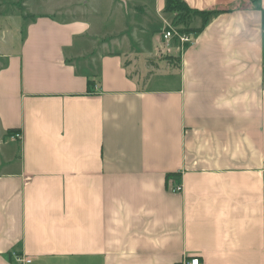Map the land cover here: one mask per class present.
Listing matches in <instances>:
<instances>
[{
	"label": "crops",
	"instance_id": "1",
	"mask_svg": "<svg viewBox=\"0 0 264 264\" xmlns=\"http://www.w3.org/2000/svg\"><path fill=\"white\" fill-rule=\"evenodd\" d=\"M120 1L0 33V264H264V0Z\"/></svg>",
	"mask_w": 264,
	"mask_h": 264
},
{
	"label": "rangeland",
	"instance_id": "2",
	"mask_svg": "<svg viewBox=\"0 0 264 264\" xmlns=\"http://www.w3.org/2000/svg\"><path fill=\"white\" fill-rule=\"evenodd\" d=\"M120 5H122L120 0H0V33H2V29L4 27H8L14 34H19L23 27L28 23H25L23 20V15L39 18L42 15L55 14L56 18L59 20H70L76 19V14H83L85 16L83 18H93L97 20L98 16L94 10L98 11L106 8V15L107 12L110 11L111 13L113 12L117 14L119 18H121ZM106 15V22L104 26L110 29L114 22L111 18H107L111 17L110 15L107 17ZM33 17L25 19L30 21ZM126 18L127 17L125 16L123 17V19ZM152 26L150 27V31L153 29L155 33H159L160 31L158 30H161L160 28L162 27V24L154 22ZM131 32L127 33L129 34V38H132ZM130 42L136 52H139L140 60L144 63L146 61V56H148L147 53L143 51V47L136 41L130 40ZM1 43L2 37L0 36V44ZM149 44H151V41H149ZM168 57L169 55L157 57L156 60L163 64L164 62H167ZM145 68H148L147 64H144V69ZM148 73L149 72H147V75ZM156 76L158 79L162 78L161 74H157Z\"/></svg>",
	"mask_w": 264,
	"mask_h": 264
},
{
	"label": "trees",
	"instance_id": "3",
	"mask_svg": "<svg viewBox=\"0 0 264 264\" xmlns=\"http://www.w3.org/2000/svg\"><path fill=\"white\" fill-rule=\"evenodd\" d=\"M165 12L174 16L172 26L176 27L180 33L186 35L194 32L190 24L195 17H204L206 22V19L212 15L211 13H202L190 8L184 0H166Z\"/></svg>",
	"mask_w": 264,
	"mask_h": 264
},
{
	"label": "built area",
	"instance_id": "4",
	"mask_svg": "<svg viewBox=\"0 0 264 264\" xmlns=\"http://www.w3.org/2000/svg\"><path fill=\"white\" fill-rule=\"evenodd\" d=\"M164 40L169 43L171 41H177L181 48L183 49L186 44L192 42L190 36L182 34L178 31L176 27L168 25L163 33ZM177 191H182V187L179 186ZM179 264H204L199 257H185Z\"/></svg>",
	"mask_w": 264,
	"mask_h": 264
}]
</instances>
